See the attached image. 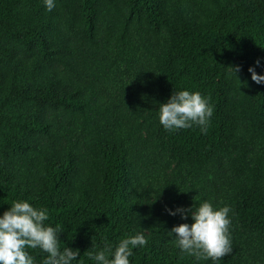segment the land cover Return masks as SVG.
<instances>
[{
    "label": "trees",
    "instance_id": "obj_1",
    "mask_svg": "<svg viewBox=\"0 0 264 264\" xmlns=\"http://www.w3.org/2000/svg\"><path fill=\"white\" fill-rule=\"evenodd\" d=\"M54 3L0 0V216L47 209L72 264L137 234L130 264H264V0ZM181 90L213 106L206 134L160 123ZM204 201L231 209L219 261L169 235Z\"/></svg>",
    "mask_w": 264,
    "mask_h": 264
},
{
    "label": "clouds",
    "instance_id": "obj_2",
    "mask_svg": "<svg viewBox=\"0 0 264 264\" xmlns=\"http://www.w3.org/2000/svg\"><path fill=\"white\" fill-rule=\"evenodd\" d=\"M45 6L51 11L55 7L54 0H45ZM256 64H259V60ZM231 68L235 74L240 70L238 65ZM249 72L255 83H264V75L257 74L253 67H249ZM213 111L209 99L199 92L181 90L173 92L170 99L160 105L159 121L169 131L197 125L206 134ZM168 211L170 215L180 212L184 217L190 212L194 221L191 225L182 223L174 226L169 232V235L176 234V243L181 252L212 261H219L231 253V209L228 206L217 209L204 201L197 207ZM48 219L47 209H38L27 201L13 202L0 216V264H34L33 257L26 249L37 248L47 253L43 264H72L80 255L79 249L64 247L61 251L59 234L62 229L60 225L46 226L44 222ZM147 243L143 234H137L122 239L112 259L108 258L109 253H112L111 245L108 244L103 250L95 254L88 252L87 255L97 264H130L132 249Z\"/></svg>",
    "mask_w": 264,
    "mask_h": 264
}]
</instances>
